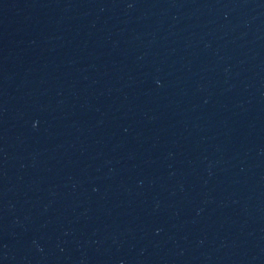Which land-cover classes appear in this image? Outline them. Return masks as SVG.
Returning a JSON list of instances; mask_svg holds the SVG:
<instances>
[{
  "label": "water",
  "instance_id": "obj_1",
  "mask_svg": "<svg viewBox=\"0 0 264 264\" xmlns=\"http://www.w3.org/2000/svg\"><path fill=\"white\" fill-rule=\"evenodd\" d=\"M0 264H264V0H0Z\"/></svg>",
  "mask_w": 264,
  "mask_h": 264
}]
</instances>
